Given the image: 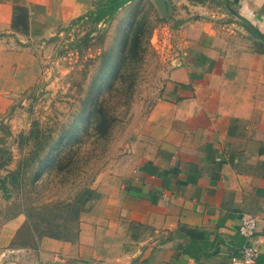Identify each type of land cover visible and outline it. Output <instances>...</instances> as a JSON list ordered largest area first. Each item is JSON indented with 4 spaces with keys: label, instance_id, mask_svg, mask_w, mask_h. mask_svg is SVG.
Here are the masks:
<instances>
[{
    "label": "crops",
    "instance_id": "obj_1",
    "mask_svg": "<svg viewBox=\"0 0 264 264\" xmlns=\"http://www.w3.org/2000/svg\"><path fill=\"white\" fill-rule=\"evenodd\" d=\"M171 1L173 55L141 136L91 187L97 197L80 213L76 238L41 239L46 264H233L246 215L256 220L252 264H264V46L239 24L241 16L264 34V0L212 10ZM99 2L0 0V114L37 76L31 48ZM24 223L22 213L9 218L0 246ZM181 225L222 241L209 256L184 254Z\"/></svg>",
    "mask_w": 264,
    "mask_h": 264
},
{
    "label": "rangeland",
    "instance_id": "obj_2",
    "mask_svg": "<svg viewBox=\"0 0 264 264\" xmlns=\"http://www.w3.org/2000/svg\"><path fill=\"white\" fill-rule=\"evenodd\" d=\"M165 3L167 18L155 0H134L99 23L76 18L31 48L37 76L0 114V228L25 216L10 247L0 246V264H46L39 242L52 237L42 230H75L97 178L140 138L176 41L179 22ZM135 17L144 24L124 42Z\"/></svg>",
    "mask_w": 264,
    "mask_h": 264
},
{
    "label": "trees",
    "instance_id": "obj_3",
    "mask_svg": "<svg viewBox=\"0 0 264 264\" xmlns=\"http://www.w3.org/2000/svg\"><path fill=\"white\" fill-rule=\"evenodd\" d=\"M134 1V0H101L97 4V8L94 11L89 12L88 14H85L83 16H79L78 19H81L83 17L91 19L93 22L99 23L101 21H105L108 18H111L112 15L122 6H124L126 3ZM196 3L206 4L211 3L216 6L229 8L230 9V2L229 0H190ZM20 9V8H17ZM238 17L239 15L236 14ZM240 21L239 24L242 25L244 28L247 29L250 36L254 38L259 45L264 46V34L261 33L254 25H252L247 19L243 17H239ZM19 23H22V15L20 17H14L13 18V27ZM144 24V21L138 17H135L132 22L129 25L128 34L124 38V42L127 41L130 37V35L135 33L136 28L138 26H141ZM134 41V40H133ZM78 220L77 218V225L75 230L72 232L70 230H67L66 225L62 227L65 232H62L61 234H50L48 233L49 224L46 225V227L42 230V235L44 236H51L52 238H59V239H65V240H72L76 238L78 233ZM178 234L181 237H188V242L186 245H184L181 249L184 254L192 255L195 258H198L199 256L205 255L209 256L211 255L219 242L222 241V239L215 235L212 239H210V234L206 230L197 229V228H191L187 227L185 225H181L178 228ZM22 243H26L25 241H22ZM21 245V246H28V245Z\"/></svg>",
    "mask_w": 264,
    "mask_h": 264
},
{
    "label": "built area",
    "instance_id": "obj_4",
    "mask_svg": "<svg viewBox=\"0 0 264 264\" xmlns=\"http://www.w3.org/2000/svg\"><path fill=\"white\" fill-rule=\"evenodd\" d=\"M255 230V218L250 215L244 216L241 225L239 226V232L244 238H246V243L241 247L237 256H231V262L233 264H252L256 262L259 255V248L257 244L251 241Z\"/></svg>",
    "mask_w": 264,
    "mask_h": 264
},
{
    "label": "water",
    "instance_id": "obj_5",
    "mask_svg": "<svg viewBox=\"0 0 264 264\" xmlns=\"http://www.w3.org/2000/svg\"><path fill=\"white\" fill-rule=\"evenodd\" d=\"M156 3L158 4L159 6V9L161 10V12H163V15L165 16V18H167V6H166V3H165V0H155ZM50 264H61L59 262H51Z\"/></svg>",
    "mask_w": 264,
    "mask_h": 264
}]
</instances>
